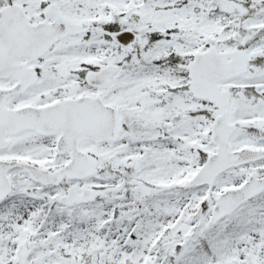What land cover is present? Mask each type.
<instances>
[{
    "label": "snow or ice",
    "instance_id": "obj_1",
    "mask_svg": "<svg viewBox=\"0 0 264 264\" xmlns=\"http://www.w3.org/2000/svg\"><path fill=\"white\" fill-rule=\"evenodd\" d=\"M0 264H264V0H0Z\"/></svg>",
    "mask_w": 264,
    "mask_h": 264
}]
</instances>
